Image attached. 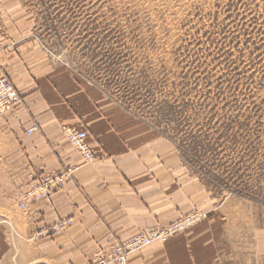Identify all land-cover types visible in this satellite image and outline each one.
Listing matches in <instances>:
<instances>
[{
  "label": "rangeland",
  "instance_id": "1",
  "mask_svg": "<svg viewBox=\"0 0 264 264\" xmlns=\"http://www.w3.org/2000/svg\"><path fill=\"white\" fill-rule=\"evenodd\" d=\"M0 11V23L26 46L22 55L69 74L133 133L161 141L175 155L176 172L209 205L100 248L88 264L110 255L108 262H119V248L130 264L131 256L188 235L211 216L221 236L228 234L231 263L264 264V0H0ZM69 169L77 170L58 172ZM36 186L21 210L42 202H24ZM70 225L41 228L27 242ZM173 229L165 241L128 248L145 231Z\"/></svg>",
  "mask_w": 264,
  "mask_h": 264
},
{
  "label": "crops",
  "instance_id": "2",
  "mask_svg": "<svg viewBox=\"0 0 264 264\" xmlns=\"http://www.w3.org/2000/svg\"><path fill=\"white\" fill-rule=\"evenodd\" d=\"M9 28L0 23V73L11 78L22 102L0 118V264H88L100 248L208 205L198 186L176 172L175 155L161 141L133 133L69 74L22 55L26 46ZM35 126L40 131L28 135ZM65 127L88 132L97 163L83 165ZM68 167L77 170L62 190L18 207L36 177ZM66 220L71 225L57 235L27 242ZM218 220L211 216L192 233L131 256L130 264H239L230 262L228 234L221 236Z\"/></svg>",
  "mask_w": 264,
  "mask_h": 264
},
{
  "label": "built area",
  "instance_id": "3",
  "mask_svg": "<svg viewBox=\"0 0 264 264\" xmlns=\"http://www.w3.org/2000/svg\"><path fill=\"white\" fill-rule=\"evenodd\" d=\"M21 103V96L16 90L12 81L4 74L0 75V118L5 116L14 107ZM39 131L38 127H34L29 130V134H33ZM66 135L70 143L80 152L83 157V161L87 164L93 163L96 160V156L92 152L91 148L87 144L88 134L87 132L76 131L74 129H66ZM74 169L62 170L56 174L45 175L40 179L39 184L34 188V190L29 193L25 198L24 202H35L43 201L49 199L56 191L63 188L65 183L69 181L72 177ZM194 220V219H193ZM193 222V221H189ZM188 224V223H186ZM176 234V231H160V230H149L141 233L134 241L131 242V252H137L143 247H146L153 243L154 241H165L169 237ZM120 249V260L119 262L112 263L108 262L112 257L111 255L104 263L108 264H127V258L125 253ZM122 251V252H121Z\"/></svg>",
  "mask_w": 264,
  "mask_h": 264
}]
</instances>
